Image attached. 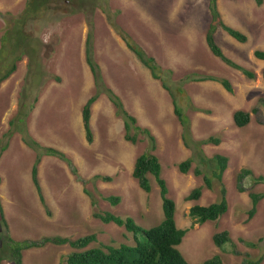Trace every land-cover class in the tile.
Here are the masks:
<instances>
[{"label": "rangeland", "instance_id": "1", "mask_svg": "<svg viewBox=\"0 0 264 264\" xmlns=\"http://www.w3.org/2000/svg\"><path fill=\"white\" fill-rule=\"evenodd\" d=\"M25 1L0 0V12L17 15L23 11ZM219 6L226 22L243 31L248 41L240 43L220 29L217 42L230 59L255 72V80L229 67L208 48V0H103L93 14H72L62 7L65 16L49 15L35 26V39L41 44L38 63L25 57L0 87V137L8 130L31 75L32 90L25 89V93L29 92L30 102L39 93L40 102L30 119V133L42 144L66 152L88 182H80L64 161L44 158L39 166L40 186L47 202L44 207L32 180L36 154L16 135L0 160V199L8 224L7 230L0 227V241L7 235L17 241H38L44 237L77 239L97 234L99 242L94 246L133 245L132 233L94 218V211L112 212L124 219L131 217L146 229L163 220L160 187L155 179L151 177L152 192L146 193L132 175L136 159L148 151L150 141L143 138L133 145L124 139V121L105 94L93 110L95 141L90 144L85 134L75 133V112L68 100L71 95V101L81 99L87 91L85 102L94 92L93 74L85 55L88 21L93 20L95 56L105 70L108 86L122 96L125 108L138 118L140 125L156 136L155 153L161 160L169 197L176 203L177 226L192 227L179 246L188 263L200 264L218 254L223 263L236 264L249 254L256 260L263 258L264 264V200L253 219L248 216L250 193L264 192V183L256 184L254 180L264 176V64L255 57L257 49L264 50V0L262 5L256 0H219ZM6 28L0 16V48ZM122 28L131 32L148 55L156 57L170 79L169 86L175 92L178 87L185 91L184 96L177 95V101L191 120V139L202 142L213 136L221 140L220 145L202 144L200 151L185 146L171 96L130 51L121 36ZM35 74L39 76L34 79ZM188 74L197 78L213 76L219 81L228 79L234 92L229 93L221 82L184 81ZM240 110L251 114L250 123L243 128L234 123L233 116ZM217 155L230 160L224 175L229 211L218 221L193 227L191 208L219 201V187L213 191L205 188L199 201L187 199L194 188L204 185V175L211 177L216 171ZM188 158H194V163L190 172L183 174L178 165ZM195 168L204 175L197 177ZM243 169L252 170L254 176L246 179L247 190L239 192L237 176ZM103 177H111L112 181L105 182ZM86 190L96 198V207ZM109 196L121 198L120 204L112 206L104 200ZM223 231L230 233L237 254L228 246L219 249L214 245V235ZM247 241L257 247L247 246ZM71 251L69 246L48 244L25 251L23 261L63 264L64 256ZM1 264L12 263L4 260Z\"/></svg>", "mask_w": 264, "mask_h": 264}, {"label": "trees", "instance_id": "2", "mask_svg": "<svg viewBox=\"0 0 264 264\" xmlns=\"http://www.w3.org/2000/svg\"><path fill=\"white\" fill-rule=\"evenodd\" d=\"M208 1L211 22L206 33V40L209 48L212 53L225 64L242 72L248 79L255 80L257 78L255 72L230 59L216 42V34L219 29H222L240 43H246L248 41V36L243 31L231 27L225 21L219 9L218 0ZM256 1L258 5L263 4V0ZM102 3L103 0H26L23 11L17 15H13L9 12H0V16L4 18L7 25L4 35L1 38L0 86L16 72L17 64L25 57L30 58L35 64L38 63V60L40 59L41 44L35 39L36 34L34 33V28L36 25L49 15L54 18L65 16L64 12L61 11L62 7H66V9L72 14H93L98 5ZM88 23L90 31L86 39L85 55L87 64L90 67L94 78V93L88 99L82 110L87 141L93 143L95 139L91 125L92 108L98 102L100 97L105 94L114 105L117 116L121 117L124 121L125 140L133 145H137L143 140V138H147L150 141L148 151L136 159L133 177L138 182L141 189L147 193H151L153 190L151 177L155 179L160 187L164 219L157 226L146 229L145 227L138 225L131 217L124 219L112 212L94 211L93 216L100 219L105 224L113 223L119 227H124L129 233H132L134 235V245L122 243L119 246L114 247L101 243L94 246L95 243L99 242L97 234H91L77 239L61 236L44 237L38 241H17L7 235L4 240L2 239L0 241V264L4 260L10 261L12 264H24L23 258L25 251L34 248H43L48 244L70 246L72 251L63 258V264H189L178 249V246L181 245L184 237L188 233V229H180L177 226L176 203L173 199L169 198V187L167 181L163 178L161 160L155 153L158 149L157 138L151 130L140 125L138 118L125 108V103L122 97L117 95L115 91L108 86L109 84L104 75L103 68L95 56V40L93 34L95 22L89 20ZM120 33L130 51L134 53L137 59L151 71L152 77L156 80H160L163 87L170 93L174 103V112L184 129L183 140L185 146L188 148L196 147L200 151V145L202 144H220L221 140L219 138L211 137L202 142H195L191 139L190 119L185 115L183 107L177 101V95L184 96L185 91L178 87L175 92L171 86H169L168 82L170 79H168L165 74L166 72H163V68L157 59L148 55V53L134 40L133 36L126 29L122 28ZM255 57L264 61V50H256ZM34 65L32 66V70H34ZM6 66H8L7 69ZM38 71L41 74V70L38 69ZM167 73L170 75L174 74L172 70H168ZM262 74L264 77V71ZM37 76H39V74H35L33 76L34 79ZM42 76L44 78L43 74ZM29 77H31V75ZM29 77L25 82L24 91L21 93L17 112L9 121L8 130L0 137V160L4 153L10 148L13 138L19 134L22 141L36 154L35 163L32 169V180L38 191L42 204L44 207H47V202L39 180V166L44 157H55L66 162L71 168L72 173L80 182L86 185L88 181L80 176L79 169L74 165L73 161L65 152L57 148L45 146L31 135L29 131V123L36 107V103L40 100V96L38 93L33 101H29V92L25 93V89H28L30 92L32 90ZM184 78V81L187 82H221L228 92H234V88L228 79L219 81L213 76L197 78L196 76H193V74H188ZM57 80L59 81L60 78ZM233 117L235 124L239 128L246 127L251 121V114L242 110L237 111ZM215 162L216 171L213 172L211 177L206 175L203 176V173L199 169L195 170L196 176H203L204 186L195 188L187 198L189 201L199 200L202 197L205 188L213 190L215 187H219L220 190L219 201L209 206L195 205L191 208L190 216L195 219V224L218 221L221 217L227 214L229 210L228 190L224 183V174L228 168L229 158L223 155H217L215 157ZM193 163L194 158H188L186 161L181 162L178 165V168L181 173L187 174L192 169ZM253 176V172L250 169H243L238 174L237 188L239 192H245L247 190L245 187V181L248 177ZM97 177L100 178L99 176ZM254 178L256 184L264 183V176ZM103 179L105 182L112 181V178L110 177H103ZM1 184L2 178L0 177V186ZM85 193L92 197L93 207H96V198L88 190H86ZM250 197L251 209L248 211V216L249 219H253L258 212L260 203L264 200V192H251ZM104 200L109 201L112 206H117L121 202V198L116 196L105 197ZM7 226L5 209L2 200L0 199V227H5L7 230ZM213 240L216 246L220 248L228 246L236 252V244L232 240L228 231L217 233ZM245 244L251 248L257 247L256 243L250 241L245 242ZM262 261L263 259L261 258L254 260L249 254H247L246 259L241 263L236 264H261ZM202 264L225 263H223L220 256H215Z\"/></svg>", "mask_w": 264, "mask_h": 264}, {"label": "crops", "instance_id": "3", "mask_svg": "<svg viewBox=\"0 0 264 264\" xmlns=\"http://www.w3.org/2000/svg\"><path fill=\"white\" fill-rule=\"evenodd\" d=\"M261 39L264 41V37L262 38L261 37ZM260 62L261 63H263L264 64V61H262V60H260ZM101 64V63H100ZM102 66V65H101ZM103 68V67H102ZM103 71H104V75H105V70H104V68H103ZM105 77H106V75H105ZM107 78V77H106ZM93 89H94V87H93ZM49 91H50V89H49ZM85 93V94H84ZM84 93H83V96H85L86 95V93H87V91H84ZM81 96V95H80ZM81 97V99H80V97H78V98H76V99H73V101H71V99L73 98L72 97V95H71V97H70V99L68 100V104H69V102H70V104L72 105V108L74 109V112H75V118H74V128L76 129H74L75 130V133H77L78 135H80V136H83L84 134H85V137H86V132H85V129H84V122H83V117H82V109H83V107H84V105L86 104V102L88 101H85V102H83V99H84V97ZM92 96V95H91ZM90 96V97H91ZM89 97V98H90ZM88 98V99H89ZM80 99V100H79ZM98 103V102H97ZM95 104L94 106H93V108H92V119H91V125H92V129H93V133H94V137H95V126H96V120L94 119L95 118V114L93 113V110H95L96 109V107H97V105L98 104ZM94 120V121H93ZM124 139H125V136H124ZM94 141H95V139H94ZM130 143V142H129ZM135 164V163H134ZM133 169H134V166H133Z\"/></svg>", "mask_w": 264, "mask_h": 264}, {"label": "clouds", "instance_id": "4", "mask_svg": "<svg viewBox=\"0 0 264 264\" xmlns=\"http://www.w3.org/2000/svg\"><path fill=\"white\" fill-rule=\"evenodd\" d=\"M208 2H209V1H208ZM218 3H219V0H218ZM98 7H99V5H98ZM98 7H97V8H98ZM97 8H96V9H97ZM219 9H220V6H219ZM95 11H96V10H95ZM220 11H221V10H220ZM93 13H94V12H93ZM221 13H222V12H221ZM82 14H84V15L86 14V15H87L88 13H82ZM222 15H223V14H222ZM225 21H226V20H225ZM228 24H229V23H228ZM229 25H230V24H229ZM219 30H220V29H219ZM219 30H218V31H219ZM128 32L131 34L130 31H128ZM217 33H218V32H217ZM87 35H88V34H87ZM216 36H217V34H216ZM229 36H230V35H229ZM230 37H231V36H230ZM231 38H232V37H231ZM86 39H87V38H86ZM206 42H207V40H206ZM216 42H217V38H216ZM217 43H218V42H217ZM85 44H86V42H85ZM207 45H208V44H207ZM218 45H219V44H218ZM142 48H143V47H142ZM208 48H209V46H208ZM220 48H221V47H220ZM143 49H144V48H143ZM209 49H210V48H209ZM221 49H222V48H221ZM144 50H145V49H144ZM210 50H211V49H210ZM222 50H223V49H222ZM257 50H258V49H257ZM211 52H212V51H211ZM223 52H224V51H223ZM224 53H225V52H224ZM133 54H134V53H133ZM155 58H156V57H155ZM220 60H221V59H220ZM258 60H259V59H258ZM221 61H222V60H221ZM262 61H263V60H262ZM140 63H141V62H140ZM229 67H230V66H229ZM13 74H14V73H13ZM13 74H12V75H13ZM242 74H243V73H242ZM12 75H11V76H12ZM93 79H94V78H93ZM7 80H8V79H7ZM7 80H6V81H7ZM250 80H251V79H250ZM4 82H5V81H4ZM4 82H3V83H4ZM216 82H217V81H216ZM3 83H2V84H3ZM2 84H1V85H2ZM231 84H232V83H231ZM232 86H233V85H232ZM0 87H1V86H0ZM223 87H224V86H223ZM22 91H23V90H22ZM22 91H21V93H22ZM93 93H94V92H93ZM168 93H169V92H168ZM229 93H230V92H229ZM169 95H170V93H169ZM20 96H21V94H20ZM120 96H121V95H120ZM170 96H171V95H170ZM121 97H122V96H121ZM122 99H123V98H122ZM171 99H172V97H171ZM98 101H99V100H98ZM39 102H40V100L38 101V103H36V107H35L33 113L35 112V110H36L37 105L39 104ZM86 103H87V102H86ZM172 104H173L172 106H173V108H174L173 100H172ZM17 109H18V108H17ZM82 110H83V109H82ZM174 111H175V109H174ZM174 113H175V112H174ZM175 115H176V114H175ZM185 115H186V114H185ZM32 116H33V114H32ZM82 117H83V115H82ZM176 117H177V116H176ZM31 118H32V117H31ZM188 118H189V117H188ZM177 119H178V117H177ZM189 119H190V118H189ZM178 120H179V119H178ZM179 122H180V120H179ZM190 123H191V120H190ZM234 123H235V122H234ZM180 124H181V122H180ZM191 125H192V123H191ZM235 125H236V124H235ZM181 126H182V124H181ZM236 126H237V125H236ZM237 127H238V126H237ZM182 128H183V126H182ZM5 132H6V131H5ZM183 132H184V129H183ZM17 135H19V134H17ZM31 135H32V134H31ZM32 136H33V135H32ZM15 137H16V136H15ZM20 137H21V136H20ZM212 137H213V136H212ZM209 138H211V137H209ZM209 138H208V139H209ZM213 138H216V137H213ZM35 139H36V138H35ZM208 139H207V140H208ZM192 140H193V138H192ZM38 141H39V140H38ZM183 141H184V140H183ZM205 141H206V140H205ZM39 142L42 143L41 141H39ZM195 142H196V141H195ZM24 144H25V143H24ZM90 144H92V143H90ZM184 144H185V143H184ZM208 144H210V143H208ZM211 144H214V145H220L221 142H220V144H215V143H211ZM25 145H26V144H25ZM43 145H44V144H43ZM26 146H27V145H26ZM45 146H47V145H45ZM27 147H28V146H27ZM48 147H51V146H48ZM28 148H29V147H28ZM53 148H54V147H53ZM8 150H9V149H8ZM8 150H7V151H8ZM31 150H32V149H31ZM7 151H6V152H7ZM61 151H62V150H61ZM6 152H5V153H6ZM63 152H64V151H63ZM65 153H66V152H65ZM223 156H224V155H223ZM215 157H216V156H215ZM215 157H214V158H215ZM44 158H46V157H44ZM53 158H55V157H53ZM229 161H230V160H229ZM65 163H66V162H65ZM66 164H67V163H66ZM134 165H135V164H134ZM228 165H229V163H228ZM33 166H34V165H33ZM196 169H199V168H195V170H196ZM227 169H228V168H227ZM133 170H134V169H133ZM195 170H194V174H195ZM199 170H200V169H199ZM79 172H80V171H79ZM189 172H190V171H189ZM189 172H188V173H189ZM201 172H202V171H201ZM188 173H187V174H188ZM132 175H133V173H132ZM202 175H204V174H202ZM224 175H225V174H224ZM74 176H75V175H74ZM96 177H97V176H96ZM197 177H200V176H197ZM110 178H111V177H110ZM133 178H134V177H133ZM39 179H40V178H39ZM102 179H103V178H102ZM103 180H104V179H103ZM87 181H88V180H87ZM110 182H111V181H110ZM33 184H34V182H33ZM1 185H2V184H1ZM203 186H204V185H203ZM201 187H202V186H201ZM140 188H141V187H140ZM196 188H197V187H196ZM194 189H195V188H194ZM209 190H210V189H209ZM143 191H144V190H143ZM210 191H211V190H210ZM212 191H213V190H212ZM37 192H38V191H37ZM203 192H204V190H203ZM146 193H147V192H146ZM202 196H203V194H202ZM169 198H170V197H169ZM200 199H201V198H200ZM200 199H199V200H200ZM199 200H196V201H199ZM192 201H195V200H192ZM216 202H217V201H216ZM228 203H229V199H228ZM198 205H199V204H198ZM176 211H177V209H176ZM228 211H229V210H228ZM176 213H177V212H176ZM227 213H228V212H227ZM94 218H95V217H94ZM191 218H192V217H191ZM96 219H97V218H96ZM163 219H164V217H163ZM192 219H193V218H192ZM99 220H100V219H99ZM162 221H163V220H162ZM176 221H177V220H176ZM193 221H194V223H193L192 226L194 227V225H196L197 223L195 224V219H193ZM103 223H104V222H103ZM206 223H207V222H206ZM206 223H204V224H206ZM111 224H113V223H111ZM159 224H160V223H159ZM115 225H116V224H115ZM201 225H203V224H201ZM156 226H157V225H156ZM178 228H179V227H178ZM191 228H192V227H191ZM191 228H180V229H188V233H189V231L191 230ZM188 233H187V234H188ZM187 234H186V236H187ZM216 234H217V233H216ZM216 234H215V235H216ZM89 235H91V234H89ZM215 235H214V236H215ZM85 236H87V235H85ZM186 236L184 237V239L186 238ZM55 237H56V236H55ZM61 237H64V236H61ZM82 237H84V236H82ZM66 238H71V237H66ZM213 238H214V237H213ZM184 239H183V241H182L183 244H184ZM182 243H181V245H182ZM213 243H214V240H213ZM133 245H134V244H133ZM214 245H215V243H214ZM58 246H68V245H58ZM215 246H216V245H215ZM69 247H70V246H69ZM216 247H218V246H216ZM181 248H182V247H181ZM218 248L220 249V247H218ZM178 249H179V251L182 253V255H183L184 258H185V255H184V253L181 251V249L179 248V246H178ZM235 251H236V250H235ZM233 253L237 254V252H234V251H233ZM66 256H67V255H66ZM215 256H220V257L222 258V256H221V255H218V254L215 255ZM215 256H213V257H215ZM64 257H65V256H64ZM213 257H212V258H213ZM250 257H251V256H250ZM212 258H210V259H212ZM251 258H252V257H251ZM185 259H186V258H185ZM210 259H207V260H210ZM252 259H253V258H252ZM259 259H260V258H259ZM261 259H263V258H261ZM207 260H206V261H207ZM222 260H223V258H222ZM254 260H256V259H254ZM257 260H258V259H257ZM186 261H187V259H186ZM187 262H188V261H187ZM204 262H205V261H204ZM204 262H203V263H204ZM223 262H224V260H223ZM262 262H263V261H262ZM240 263H241V262H240ZM200 264H202V263H200ZM261 264H262V263H261Z\"/></svg>", "mask_w": 264, "mask_h": 264}]
</instances>
